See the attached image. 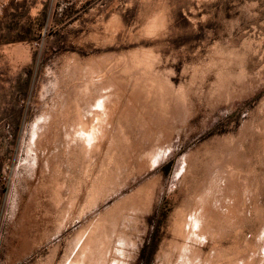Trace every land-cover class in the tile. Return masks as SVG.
Wrapping results in <instances>:
<instances>
[{
	"label": "rangeland",
	"instance_id": "374dc122",
	"mask_svg": "<svg viewBox=\"0 0 264 264\" xmlns=\"http://www.w3.org/2000/svg\"><path fill=\"white\" fill-rule=\"evenodd\" d=\"M81 258L264 264V0H0V264Z\"/></svg>",
	"mask_w": 264,
	"mask_h": 264
},
{
	"label": "bare ground",
	"instance_id": "6f19581e",
	"mask_svg": "<svg viewBox=\"0 0 264 264\" xmlns=\"http://www.w3.org/2000/svg\"><path fill=\"white\" fill-rule=\"evenodd\" d=\"M135 62V61H134ZM140 63V62H139ZM136 64V63H135ZM146 64V63H145ZM111 68V67H110ZM105 71H106V69H105ZM108 73V72H107ZM111 73H112V71H111ZM109 74V75H112V74H114V73H112V74ZM104 74V73H103ZM87 75H88V73H87ZM108 74L106 75L107 77H111V76H109ZM134 75V74H133ZM137 75V74H136ZM103 76V75H102ZM104 76H105V74H104ZM103 76V77H104ZM143 76V75H142ZM91 77H93V76H91ZM107 77H105V78H103V80H105V82H106V78ZM97 78H99V77H97ZM96 78V79H97ZM114 78V77H113ZM89 79H91V78H89ZM93 79H95V78H93ZM109 79V78H108ZM100 80V79H99ZM101 80H102V78H101ZM102 80V81H103ZM97 81V80H96ZM108 81V80H107ZM89 82H93L92 80L91 81H89ZM111 82V81H110ZM91 84V83H90ZM104 84H106V83H104ZM110 84V83H109ZM119 84V83H118ZM138 84V83H137ZM141 84V83H140ZM145 84V83H144ZM151 84V83H150ZM156 84V83H155ZM114 85V83L112 84V86ZM119 85H121V84H119ZM147 85V84H146ZM103 86V83H102V85L100 86V87H102ZM107 86V89H105V86H104V89L105 90H108V88L109 87H111V85L109 86V85H106ZM114 86H116V85H114ZM137 86V85H136ZM135 86V87H136ZM150 86H152V85H150ZM117 87V86H116ZM122 87V86H121ZM138 88V87H137ZM155 88H156V86H155ZM98 89V88H97ZM102 89V91H103V87L101 88ZM100 89V90H101ZM114 89H115V87H114ZM118 89V88H117ZM117 89H115V90H117ZM152 89V88H151ZM84 91V90H83ZM86 91V90H85ZM111 91L113 92L114 90H113V88L111 89ZM119 91V90H118ZM117 91V92H118ZM123 91V90H122ZM133 91V90H132ZM137 91V90H136ZM153 91V90H152ZM110 91L108 90V93H109ZM115 92V91H114ZM113 92V96L114 95H116L117 93L115 92L114 93ZM120 92V91H119ZM151 92V91H150ZM154 92H156V90L154 91ZM107 92L104 94H100L101 95V103H99L100 105H96L97 107L96 108H94V114L93 115H91L90 114V117L89 118H91L89 121H88V123L86 122H83V120L82 121H80V123L78 124L77 122H76V125H77V131L75 130V132H74V134H72L73 132H71V135L70 136H73V138H76V139H79L80 140V142L81 143H83L84 145H85V147L87 148V149H89V150H95V148H98V147H100V145H101V143L103 142V140L107 137V128H108V126L110 125V123H112L111 121L113 120V116H115V114H116V112H117V110H118V108H119V99H116L115 97H113V96H111V94L109 93L108 94ZM160 93V92H159ZM134 94V93H133ZM136 95H138L137 93H135ZM155 94V93H154ZM120 95V94H119ZM143 95V94H142ZM152 95V94H151ZM156 95H157V92H156ZM90 96V95H89ZM117 96V95H116ZM132 96V95H131ZM158 96V95H157ZM99 97V96H98ZM119 97V96H118ZM122 97V96H121ZM120 97V98H121ZM135 97V96H134ZM139 97V96H138ZM144 97V96H143ZM142 97V98H143ZM146 97V96H145ZM94 99H95V97H94ZM99 100H100V98H99ZM143 100V99H142ZM131 101V100H130ZM129 101V102H130ZM132 102V101H131ZM142 102V101H141ZM144 102V101H143ZM142 102V103H143ZM141 103V104H142ZM145 103V102H144ZM92 104V103H91ZM94 104V103H93ZM130 104H132V103H130ZM135 104V103H134ZM138 104V103H137ZM126 105V104H125ZM128 105H129V103H128ZM127 106V105H126ZM123 107V106H122ZM129 107H131L130 105H129ZM133 107V106H132ZM139 108V107H138ZM65 109V108H64ZM68 109H69V107H68ZM80 109V108H79ZM124 110V109H123ZM73 112V111H72ZM75 112V111H74ZM124 112H126V111H124ZM129 112H131V111H128V113ZM121 114V113H120ZM119 114V115H120ZM122 114H124V113H122ZM79 115V114H78ZM125 115H127V114H125ZM80 116V115H79ZM78 116V117H79ZM121 117H122V115H120ZM60 117H62V116H60ZM76 117V116H75ZM86 117V116H85ZM120 118V117H119ZM62 119V118H61ZM73 119V118H72ZM80 119V118H79ZM86 120V119H85ZM75 125V124H74ZM76 125H75V127H76ZM73 131V130H72ZM109 133V132H108ZM72 139V138H71ZM107 139V138H106ZM110 139V138H109ZM113 139V138H112ZM114 140V139H113ZM109 142V141H108ZM104 143H105V141H104ZM113 144V143H112ZM109 146V145H108ZM84 148V147H83ZM86 149V150H87ZM88 151V150H87ZM89 152V151H88ZM92 153V152H91ZM86 154H89V153H86ZM59 185V184H58ZM56 187V186H55ZM59 188V187H58ZM62 189V188H61ZM58 190H60V189H58ZM57 193V192H56ZM61 194V193H60ZM54 195V194H53ZM59 197H61L59 194H57ZM56 196V195H55ZM57 198V197H56ZM63 198V197H62ZM60 200V199H59ZM62 201V200H61ZM57 205V204H56ZM232 209V208H231ZM225 214V213H224ZM227 214V213H226ZM225 214V215H226ZM229 216L231 215V212H230V214H228ZM202 217H204V215L202 216ZM213 218V217H212ZM230 219H233V218H230ZM208 220V219H207ZM218 220V219H217ZM229 222V221H228ZM194 224V223H193ZM197 225V224H196ZM195 232V231H194ZM91 239V238H90ZM92 246V245H91ZM90 246V247H91ZM89 252V251H88ZM88 252H87V254H88ZM85 254H86V251H85ZM90 256V255H89ZM82 257V256H81ZM84 257V256H83ZM87 257H88V255H86V260H87ZM93 258V257H92ZM82 259L83 258H81V260L80 261H75V263H73V264H82V263H84L85 264V262H84V260L82 261ZM85 259V258H84ZM91 259V258H90ZM81 261H82V263H81ZM103 261H105L104 259H102V263H106V261L105 262H103ZM88 262H91V261H89V258H88ZM95 263H96V261H94ZM87 263V262H86ZM94 263V264H95ZM118 263V262H117ZM89 264V263H88ZM91 264H92V262H91ZM96 264H98V263H96ZM100 264H101V262H100ZM116 264V263H115Z\"/></svg>",
	"mask_w": 264,
	"mask_h": 264
}]
</instances>
